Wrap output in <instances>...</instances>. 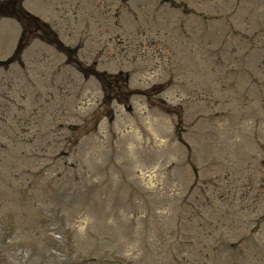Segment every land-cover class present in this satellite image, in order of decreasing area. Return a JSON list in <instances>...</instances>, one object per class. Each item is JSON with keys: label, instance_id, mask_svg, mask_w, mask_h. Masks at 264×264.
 Listing matches in <instances>:
<instances>
[{"label": "rangeland", "instance_id": "374dc122", "mask_svg": "<svg viewBox=\"0 0 264 264\" xmlns=\"http://www.w3.org/2000/svg\"><path fill=\"white\" fill-rule=\"evenodd\" d=\"M168 1L126 0L121 23L116 0L30 4L64 43L82 47L83 61L96 56L99 70L127 71L132 89H163L153 99L180 108L188 149L175 139L174 117L143 97L131 99L130 111L113 105L112 121L104 118L99 85L82 81L53 48L33 44L22 58L27 80L16 68H0V194L11 189L17 198L2 199L0 230L13 231L7 249L22 264H58L63 255L68 264H225L221 257L231 251L218 246L253 226L264 247V98L250 81L261 77L264 86V0ZM6 21L0 62L19 32ZM123 41L136 52V66L119 53ZM211 52L235 71L224 72ZM36 149L46 155L39 162L19 155ZM36 163L39 179L30 171ZM23 169L29 176L14 178ZM17 189L39 209L18 201ZM59 222L63 239L56 242L50 237ZM242 259L264 264V248L246 249Z\"/></svg>", "mask_w": 264, "mask_h": 264}, {"label": "trees", "instance_id": "16d2710c", "mask_svg": "<svg viewBox=\"0 0 264 264\" xmlns=\"http://www.w3.org/2000/svg\"><path fill=\"white\" fill-rule=\"evenodd\" d=\"M13 2H14V0H11V3L13 4ZM23 15V14H22ZM24 16V15H23ZM25 17V16H24ZM30 20V19H29ZM30 22H31V20H30ZM32 23V22H31ZM37 29V28H36ZM45 28H43L42 30L41 29H37V33H39V32H42L43 30H44ZM113 90V89H112Z\"/></svg>", "mask_w": 264, "mask_h": 264}]
</instances>
